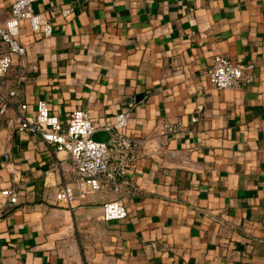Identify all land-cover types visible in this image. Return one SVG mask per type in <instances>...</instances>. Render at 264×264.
Returning <instances> with one entry per match:
<instances>
[{
  "label": "crops",
  "instance_id": "obj_1",
  "mask_svg": "<svg viewBox=\"0 0 264 264\" xmlns=\"http://www.w3.org/2000/svg\"><path fill=\"white\" fill-rule=\"evenodd\" d=\"M13 1L0 0V20ZM34 9L54 30L24 20L27 51L0 78L5 95L17 89L0 111V199L6 187L18 192L0 215V264H264V0H36ZM215 54L253 62L251 79L215 87ZM39 99L63 123L83 108L106 127L129 110L125 133L146 143L128 171L127 216L104 217L114 190L57 198L64 180L75 185L71 155L17 127ZM164 120L183 129L167 132Z\"/></svg>",
  "mask_w": 264,
  "mask_h": 264
},
{
  "label": "built area",
  "instance_id": "obj_2",
  "mask_svg": "<svg viewBox=\"0 0 264 264\" xmlns=\"http://www.w3.org/2000/svg\"><path fill=\"white\" fill-rule=\"evenodd\" d=\"M36 0H14L11 13L0 20V38L5 44V50H0V78L11 68L19 56H23L26 45L20 39L21 25L24 20L30 22L31 28L44 35H51L54 28L51 18L45 11H36ZM74 11L73 6L63 9L64 15ZM254 68L253 62H233L223 54H215L209 70L210 80L219 89H232L251 79ZM17 89L10 91L9 96L0 91V111L13 106V96ZM27 103L21 105L26 108ZM130 120L129 110H122L115 116L112 124L101 126L94 120L91 113L83 108L73 110L67 121L63 123L60 117L51 111L46 99H39L34 114L21 113L18 129L38 133L42 140L53 151L68 152L74 162L77 175L75 185L64 180L57 191V198L71 203L77 194L86 196L95 190H114L121 196L109 199L102 204L106 219L123 218L128 210L122 196L132 193L134 184L128 171L136 165L140 155L139 146L146 143V138L136 137L125 133V127ZM197 120V115L193 116ZM163 128L167 132L177 133L183 129L180 121H163ZM107 129L110 131L108 141L97 140L94 133ZM62 162H54L48 169L50 173L59 171ZM5 196L0 199V215L6 208H11L18 202V192L15 186L1 190Z\"/></svg>",
  "mask_w": 264,
  "mask_h": 264
},
{
  "label": "water",
  "instance_id": "obj_3",
  "mask_svg": "<svg viewBox=\"0 0 264 264\" xmlns=\"http://www.w3.org/2000/svg\"><path fill=\"white\" fill-rule=\"evenodd\" d=\"M110 136V131L107 129L99 130L94 133L93 137L97 140L108 141Z\"/></svg>",
  "mask_w": 264,
  "mask_h": 264
}]
</instances>
